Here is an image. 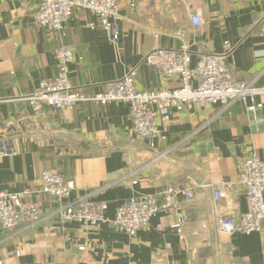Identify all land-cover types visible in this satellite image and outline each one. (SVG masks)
<instances>
[{"label":"crops","instance_id":"crops-1","mask_svg":"<svg viewBox=\"0 0 264 264\" xmlns=\"http://www.w3.org/2000/svg\"><path fill=\"white\" fill-rule=\"evenodd\" d=\"M119 4L112 31L93 28L98 17L88 9H76L70 19L63 41L77 54L70 65L75 88L100 92L131 70L139 88L163 87L158 69L144 59L158 46L179 47L181 41L172 35L177 30L191 42L194 61L204 52L203 44L210 52H223L229 42L227 60L234 73L264 85V0ZM38 5L39 0H0V144L10 149L0 151V191L37 190L49 168H59L75 188L64 200L35 193L30 200L40 205L38 222L16 231L0 227V264H264V227L235 234L233 250L229 236L218 228L221 216L239 217L250 209L237 182L246 157L256 154L264 160V110L258 122L241 103L175 109L154 140L133 135L130 108L121 102L83 103L53 119L32 117L26 97L43 78L57 75L61 44L34 24ZM198 10L201 29L191 19ZM186 180L193 184L195 199L181 194L178 210L159 212L148 228L130 235L111 221L126 199L155 196L163 185ZM230 183L232 191L216 201V186ZM81 200L102 202L109 221L90 225L61 218L60 206ZM180 217L186 218L182 232H173Z\"/></svg>","mask_w":264,"mask_h":264},{"label":"built area","instance_id":"built-area-1","mask_svg":"<svg viewBox=\"0 0 264 264\" xmlns=\"http://www.w3.org/2000/svg\"><path fill=\"white\" fill-rule=\"evenodd\" d=\"M130 5L134 8L135 1H131ZM79 8L91 10L97 15L98 22L90 24L93 28L112 31L120 18L119 0H39L34 24L48 29L51 35L60 38L61 44L56 50L57 75L43 78L38 90L26 97L32 117L53 119L59 111L83 103L107 105L121 102L129 106L132 133L140 140H154L160 134L161 123L171 120L173 110L180 111L192 105L228 107L241 103L258 122L263 121L257 114L264 110V85H258L257 79L244 80L234 73L227 60L231 49L229 42L223 52H210L208 44H203L204 52L194 61L192 44L181 30L172 34L181 41L179 47L158 46L144 59L146 65L158 69L165 84L163 87L151 90L139 88L136 72L131 70L124 77L108 82L106 89L100 92L90 93L75 88L70 80V65L77 54L63 38L70 19ZM191 19L196 29L203 27L199 10L191 14ZM260 33L264 39V16L260 21ZM118 37V32H113V39ZM172 83L177 85L172 86ZM258 97L261 99L257 100ZM8 150L9 147L0 144V151ZM237 185L249 199V211L239 217L221 216L218 219L219 230L229 236L231 250L234 249L231 240L235 234L261 231L264 227V160L256 154L246 157L241 164ZM74 188L73 180L67 179L59 168H49L42 172L37 190L0 191V227L16 231L38 222L41 219L40 205L30 200L35 193L64 200ZM231 188V183L216 186L215 200L226 197ZM181 194L190 201L195 199L191 180L163 185L155 196L126 199L111 221L118 229L135 235L140 229L148 228L151 219L159 212H176L179 207L177 197ZM58 213L64 220H77L90 225L109 221L104 204L98 201L81 200L76 206L62 205ZM185 222L186 218L180 217L171 230L181 233ZM181 238L184 241V237ZM13 254L18 256L19 249Z\"/></svg>","mask_w":264,"mask_h":264},{"label":"water","instance_id":"water-1","mask_svg":"<svg viewBox=\"0 0 264 264\" xmlns=\"http://www.w3.org/2000/svg\"><path fill=\"white\" fill-rule=\"evenodd\" d=\"M8 151H10V150H8Z\"/></svg>","mask_w":264,"mask_h":264}]
</instances>
